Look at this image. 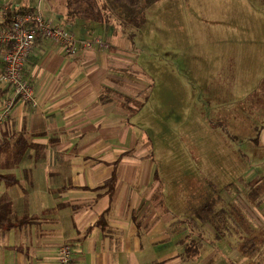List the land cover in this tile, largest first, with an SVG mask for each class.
Wrapping results in <instances>:
<instances>
[{
	"label": "crops",
	"instance_id": "1",
	"mask_svg": "<svg viewBox=\"0 0 264 264\" xmlns=\"http://www.w3.org/2000/svg\"><path fill=\"white\" fill-rule=\"evenodd\" d=\"M52 2L33 8L61 24ZM5 5L28 7L8 0L0 9ZM69 29L77 38L100 35L109 46L77 45L67 55L58 42L36 36L21 70L33 101L16 100L0 122V144L9 143L0 172L15 177L0 182V264H56L61 244L70 245L71 264H264L245 260L227 226L212 240L213 227L195 222L173 191L169 196L133 121L144 85L131 39L105 23L76 21ZM7 91L0 80V106ZM229 201L224 196L221 204ZM200 234L206 238L198 256L184 258V243Z\"/></svg>",
	"mask_w": 264,
	"mask_h": 264
},
{
	"label": "rangeland",
	"instance_id": "2",
	"mask_svg": "<svg viewBox=\"0 0 264 264\" xmlns=\"http://www.w3.org/2000/svg\"><path fill=\"white\" fill-rule=\"evenodd\" d=\"M15 1L43 7V0ZM124 35L142 74L132 69V76L144 85L133 121L169 196L185 200L189 214L215 198V209L225 210L219 232L227 226L245 260L263 262L264 0H156ZM254 221L263 227L251 229Z\"/></svg>",
	"mask_w": 264,
	"mask_h": 264
},
{
	"label": "built area",
	"instance_id": "3",
	"mask_svg": "<svg viewBox=\"0 0 264 264\" xmlns=\"http://www.w3.org/2000/svg\"><path fill=\"white\" fill-rule=\"evenodd\" d=\"M9 6L0 9V46H3V70L0 80L8 88L0 106V122L6 120L16 100L32 102L33 92L22 78L23 62L30 52L37 34L40 37L58 42L64 54L71 55L77 45L89 49L93 46L107 48L108 42L100 35L90 38H77L75 33L61 24L46 19L39 9L16 12L8 17ZM72 250L69 244H61L56 250V264H71Z\"/></svg>",
	"mask_w": 264,
	"mask_h": 264
},
{
	"label": "trees",
	"instance_id": "4",
	"mask_svg": "<svg viewBox=\"0 0 264 264\" xmlns=\"http://www.w3.org/2000/svg\"><path fill=\"white\" fill-rule=\"evenodd\" d=\"M50 6L54 8L55 12L63 26L69 29V27L76 21H82L86 23H105L112 26V32L114 34H124L128 33L131 37L132 31L135 28H139L144 21V11L156 0H47ZM33 7L26 6H14L9 8L7 14L8 17L16 12H23L27 10H33ZM59 10V11H58ZM4 27V24H0ZM71 30V29H70ZM37 36H40L37 34ZM260 130V129H259ZM258 130V131H259ZM9 143L7 141H2L0 144V166L3 164L1 162V155L7 151ZM21 145L17 144L14 150L19 151ZM17 155V152H16ZM10 157L7 158L5 164L10 162ZM16 160V158H12ZM15 177L11 173L0 172V182L4 181L12 184ZM258 188L256 182H252L251 198H255L254 193ZM216 199L211 197L205 200L196 208L191 210L193 220L200 223H209L214 229V235L212 240L220 238L223 233L219 232L220 226L217 220L221 218L222 213H225L224 208L215 209L214 203ZM222 220V219H221ZM24 220L21 219L20 223ZM15 225L14 223H9L7 226L11 227ZM205 236L200 234L195 237H191L187 242L184 243L183 255L184 258L194 259L198 256L200 245L204 243ZM244 247V244L243 246ZM254 249V245L251 242L247 250ZM242 250H245L244 248Z\"/></svg>",
	"mask_w": 264,
	"mask_h": 264
}]
</instances>
